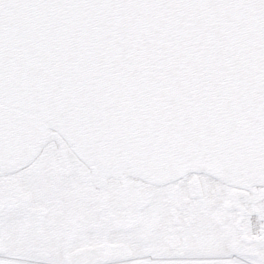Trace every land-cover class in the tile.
Here are the masks:
<instances>
[{"label": "snow or ice", "instance_id": "obj_1", "mask_svg": "<svg viewBox=\"0 0 264 264\" xmlns=\"http://www.w3.org/2000/svg\"><path fill=\"white\" fill-rule=\"evenodd\" d=\"M0 264H264V0H0Z\"/></svg>", "mask_w": 264, "mask_h": 264}]
</instances>
